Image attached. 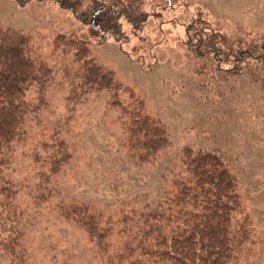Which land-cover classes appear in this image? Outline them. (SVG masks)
Returning <instances> with one entry per match:
<instances>
[{
  "label": "rangeland",
  "instance_id": "374dc122",
  "mask_svg": "<svg viewBox=\"0 0 264 264\" xmlns=\"http://www.w3.org/2000/svg\"><path fill=\"white\" fill-rule=\"evenodd\" d=\"M144 2L150 17L141 30L128 32L123 42L108 39L101 44L70 9L55 2L29 0L21 6L0 0V27L28 34L36 54L54 71L46 104L26 116L24 141L13 146L9 175L17 193L9 203L0 194V216L6 214L3 203L19 214L24 226L21 247L30 264H109L108 256L121 252L132 233L122 214L156 200L163 174L181 150L221 149L232 161L255 222L257 256L240 264H264V65L249 62L235 90L228 91L214 61L198 59L192 52L186 29L196 14H204L216 37L223 34L228 42L253 46L264 41V0ZM60 34L87 40L89 57L145 101L144 113L167 126L171 143L154 160L137 162L125 144L120 113L134 101L130 92L106 91L86 102L67 103L72 85L66 70L76 64L71 55L55 51L54 39ZM35 89L32 85L27 92L30 104L38 103ZM118 102L122 106H116ZM57 133L66 140L72 159L47 181L40 174H49ZM43 193L47 199L39 198ZM74 202L90 204L111 221L107 252L61 214L63 205ZM6 228L2 219L0 238Z\"/></svg>",
  "mask_w": 264,
  "mask_h": 264
},
{
  "label": "trees",
  "instance_id": "16d2710c",
  "mask_svg": "<svg viewBox=\"0 0 264 264\" xmlns=\"http://www.w3.org/2000/svg\"><path fill=\"white\" fill-rule=\"evenodd\" d=\"M27 1L15 0L21 6ZM46 1L70 9L101 44L108 39L123 42L128 32L141 30L150 17L144 0ZM211 24L204 14H196L186 27L187 43L198 59L214 61L225 89L233 92L239 82L237 78L243 76L249 62L264 65V41L253 42L254 45L248 47L241 41L228 42L223 34L216 37ZM226 42L231 44L226 46ZM54 49L71 55L72 63L76 64L66 70L72 85L66 97L68 104L86 102L91 95L106 91L130 92L134 101L120 114L124 119L125 144L132 158L140 163L151 162L170 145L167 126L144 113L145 101L124 89L115 81L111 70L89 57L87 40L60 34L54 39ZM53 72L36 54L28 34L0 27V194L8 203L17 193L9 175L13 146L24 141L26 116L39 112L46 104ZM32 85H36L38 103L35 104L26 100ZM115 104L122 106L120 102ZM53 137L58 142L49 161V174H40L47 181L72 159L66 140L58 133ZM44 145L48 149V145ZM162 184L154 202H143L140 210L122 214L124 223L132 225V233L121 252L108 256L109 264H240L243 259L257 256L255 222L225 151L184 147L174 165L163 174ZM47 197L45 193L39 195V198ZM2 205L6 214L2 212L0 221H6L7 228L5 236L0 238V264H30L21 247L23 222L19 214L9 210L10 204ZM61 214L83 228L100 250H109L108 239L113 232L109 218L105 219L84 202L63 205Z\"/></svg>",
  "mask_w": 264,
  "mask_h": 264
}]
</instances>
